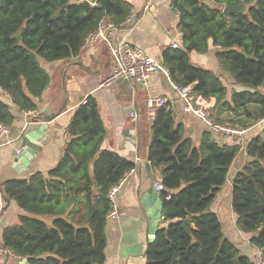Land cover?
Segmentation results:
<instances>
[{
  "label": "trees",
  "instance_id": "obj_1",
  "mask_svg": "<svg viewBox=\"0 0 264 264\" xmlns=\"http://www.w3.org/2000/svg\"><path fill=\"white\" fill-rule=\"evenodd\" d=\"M252 2L172 0L183 39L180 47L165 52L164 63L175 82L194 83L201 98L215 101L214 108L225 106L256 122L264 120V0L244 13H223V5ZM131 10L126 0H0V124L11 126L19 119L13 105L21 112L37 107L51 82L40 59L55 62L77 56L103 18L122 26ZM210 40L218 47L217 60L245 87L233 92L232 102L226 100L222 79L192 60V52L209 51ZM243 50L253 57H246ZM86 104L72 118L71 138L49 171L51 178L35 172L0 184L5 202L0 211L11 201L26 211L3 229L0 244L28 258L29 264L106 262L105 226L111 208L107 192L136 163L102 148L104 124L97 107ZM243 123L246 129L249 123L245 119ZM152 131L149 159L163 166L161 197L168 224L159 226L148 245L146 264H258L225 235L219 215L211 209L241 145L219 143L207 130L195 144L165 108L157 112ZM247 153L250 160L233 178L232 208L238 228L264 250V123L261 134L249 140ZM60 186L84 199L80 225L60 214ZM45 216L52 217L51 223ZM186 218H191L190 233L182 225Z\"/></svg>",
  "mask_w": 264,
  "mask_h": 264
},
{
  "label": "crops",
  "instance_id": "obj_2",
  "mask_svg": "<svg viewBox=\"0 0 264 264\" xmlns=\"http://www.w3.org/2000/svg\"><path fill=\"white\" fill-rule=\"evenodd\" d=\"M126 1L132 4L130 21L114 27L113 41L127 42L143 49L154 59L164 62L165 52L173 48V42L177 41L181 45L183 39L179 27L180 16L174 9L172 0ZM256 1L251 4L244 3L246 6L244 11L233 13L246 12ZM225 6L223 5V9ZM209 44L210 48L206 53L192 52V60L197 65L211 69L222 79L226 87V100L232 102L233 92L244 90L245 87L236 83L229 71L217 60L218 47L214 46L212 40ZM40 61L49 72L51 82L38 98L30 124L26 125L29 119L26 111L21 112L13 105L14 111L20 117L0 140V184L8 179L29 178L35 172H41L49 178V171L59 163L71 138L68 127L75 112L85 103L95 105L106 130L102 148L114 151L136 163V167L126 173L124 183L117 194L120 218L106 220L105 264H146V251L151 243L148 211L155 207L156 201V196L149 192L156 188V182L161 181L163 168L153 165L149 159L154 119L149 118L147 109L151 97L166 96L169 98L166 106L171 108L170 112L177 123L183 125L185 136L190 137L195 144H199L203 132L207 130L219 143L241 145V151L229 169L227 181L220 187L211 209L219 215L225 235L235 242L242 252L250 256L252 253L254 260L256 259L258 247L250 243L251 234L237 230L239 229L236 224L237 216L233 211L231 200L233 178L250 160L247 144L253 137L261 134L264 120L253 122L251 119L253 116L247 118L221 105L214 108L215 101L206 98L209 100L210 109L218 118L225 117L223 120H230L229 117H234L242 121L245 119L246 123L247 121L249 123L241 135L216 133L204 122L182 110L168 78L161 73L154 74L146 85L126 79L107 84L105 80L113 71V57L108 45L102 40L83 44L79 54L70 59L55 62L44 59ZM3 95L6 101L13 102L7 92L4 91ZM85 99L87 102H84ZM166 106L162 108L166 109ZM250 107L256 108L254 105ZM132 111L137 112L138 120L131 119ZM42 123L47 126L44 134L33 136L34 133L31 132L36 131ZM25 133L32 134V142L36 150V153L29 157L30 165L26 167L16 155L25 144ZM173 192L175 190L171 191ZM60 195V205H63L60 207L62 209L60 214L75 225H80L86 206L82 198L75 195L74 190L64 186H60ZM143 200H147L148 204L144 205ZM0 205L1 207L5 205L1 191ZM25 213L26 211L15 201H11L5 210L0 211V233L6 226L17 222L19 216ZM45 219L48 223L52 221L50 216H45ZM167 224L168 222L166 223L163 218L159 225ZM0 264L29 263L28 258L15 255L0 256Z\"/></svg>",
  "mask_w": 264,
  "mask_h": 264
},
{
  "label": "built area",
  "instance_id": "obj_3",
  "mask_svg": "<svg viewBox=\"0 0 264 264\" xmlns=\"http://www.w3.org/2000/svg\"><path fill=\"white\" fill-rule=\"evenodd\" d=\"M130 18V17H129ZM127 21H130V19ZM126 21V22H127ZM115 25L107 18H103L98 27L91 32L85 39L84 44L90 42L102 40L105 42L111 55L113 57V71L110 76L105 80V83L110 84L119 79L131 80L140 85H146L151 80L152 76L156 73H161L166 76L171 84L172 90L176 94L178 100L181 103L182 110L185 113H189L202 122L213 132L228 134V135H241L245 132L244 128L240 124L232 120H223L218 118L215 112L210 109L209 100L201 98L194 89V83L187 85L175 82L171 76V70L164 62L154 59L147 54L143 49L135 47L124 41H113L112 30ZM183 38V33L182 36ZM179 42L174 41L173 48L180 47ZM169 98L166 96L151 97L148 101L147 114L149 118L154 119L158 110L166 106ZM84 102H87L85 99ZM169 106H166L167 111H171ZM33 110H27L26 114L29 119L26 125L32 121ZM132 120H138V114L136 111L130 113ZM10 125L0 124V140L9 131ZM1 146V145H0ZM19 152V150H18ZM124 178L119 182L112 185L107 192V197L111 201V208L107 214V218H120L121 212L116 201L118 191ZM157 190L162 191L164 185L161 181L155 183ZM16 254L10 248H6L0 244V256L9 257ZM258 264H264V251L258 249Z\"/></svg>",
  "mask_w": 264,
  "mask_h": 264
},
{
  "label": "water",
  "instance_id": "obj_4",
  "mask_svg": "<svg viewBox=\"0 0 264 264\" xmlns=\"http://www.w3.org/2000/svg\"><path fill=\"white\" fill-rule=\"evenodd\" d=\"M246 9V6L244 3L241 4H237V5H226L223 9V13L225 15H229V13H233V12H242ZM17 37L20 38V33L17 34ZM242 53L248 57V58H252L253 55L247 54L246 51H242ZM46 124L42 123V125L34 132L33 136L38 135L39 133H43L45 132L46 129ZM25 138H24V142L25 144L22 146V148L19 149V152L17 151V158L19 161H21L23 163V165L29 166L30 165V161H29V157L32 154L36 153V150L34 149L33 146V136L30 133H25ZM153 196H156V201H155V207L152 208L150 210V212L148 211V219L150 221V230H149V235H150V242H153L156 238V234H157V230L159 228V224L161 222V220L164 218L163 216V208H164V204H163V200L161 198L160 195V191L157 190L156 188H153L152 191L149 192V194H151ZM144 201V205L148 204L147 200H143ZM190 224H191V218H186V219H182V225L183 227L190 233Z\"/></svg>",
  "mask_w": 264,
  "mask_h": 264
},
{
  "label": "rangeland",
  "instance_id": "obj_5",
  "mask_svg": "<svg viewBox=\"0 0 264 264\" xmlns=\"http://www.w3.org/2000/svg\"><path fill=\"white\" fill-rule=\"evenodd\" d=\"M219 118H220V117H219ZM226 118H227V117H226ZM222 119H225V117H223ZM228 119H230V120H232V121H234V122L240 124L241 127H243L244 130H246L245 127L243 126V125H244L243 121H241L240 119H236V118H234V117H233V118H230V117H229ZM82 202H84V199L82 200ZM237 230L241 232V230H239V229H237ZM251 257L253 258L252 253H251Z\"/></svg>",
  "mask_w": 264,
  "mask_h": 264
},
{
  "label": "clouds",
  "instance_id": "obj_6",
  "mask_svg": "<svg viewBox=\"0 0 264 264\" xmlns=\"http://www.w3.org/2000/svg\"><path fill=\"white\" fill-rule=\"evenodd\" d=\"M261 249V248H258ZM263 250V249H262ZM264 251V250H263ZM258 252V251H257ZM257 252H256V261L258 262V256H257Z\"/></svg>",
  "mask_w": 264,
  "mask_h": 264
}]
</instances>
